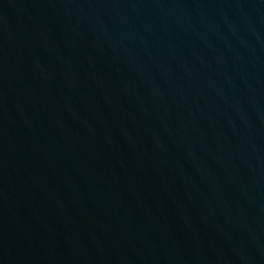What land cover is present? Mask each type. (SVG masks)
<instances>
[{
	"label": "water",
	"instance_id": "obj_1",
	"mask_svg": "<svg viewBox=\"0 0 264 264\" xmlns=\"http://www.w3.org/2000/svg\"><path fill=\"white\" fill-rule=\"evenodd\" d=\"M0 264H264V0H0Z\"/></svg>",
	"mask_w": 264,
	"mask_h": 264
}]
</instances>
